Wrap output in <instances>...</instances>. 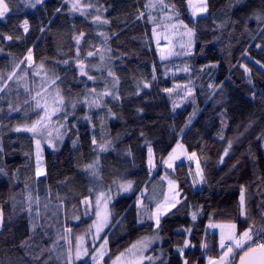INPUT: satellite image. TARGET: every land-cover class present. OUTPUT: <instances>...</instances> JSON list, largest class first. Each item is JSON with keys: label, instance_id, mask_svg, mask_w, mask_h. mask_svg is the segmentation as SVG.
Wrapping results in <instances>:
<instances>
[{"label": "trees", "instance_id": "1", "mask_svg": "<svg viewBox=\"0 0 264 264\" xmlns=\"http://www.w3.org/2000/svg\"><path fill=\"white\" fill-rule=\"evenodd\" d=\"M165 1L195 30L194 52L179 71L159 58L148 0H86L82 14L66 0L33 8L24 0H2L0 264H69L64 237L72 246L92 224L83 202L106 189L105 156L112 154L118 178L132 182L133 191L111 202L113 220L102 238L110 264L155 231L144 217L154 207L144 211L137 199L160 178L179 142L197 154L202 184L193 187L190 163L168 171L181 198L161 217L163 241L149 251L154 261L144 264L220 258L224 250L206 229L210 221L253 228V239L264 232V0H207V15L197 20L189 16L188 0ZM48 105L59 111L49 126L53 147L42 143L40 176L35 137L23 128ZM149 149L158 168L154 177ZM18 188L29 199L23 217L13 200ZM94 253L77 264H93Z\"/></svg>", "mask_w": 264, "mask_h": 264}, {"label": "rangeland", "instance_id": "2", "mask_svg": "<svg viewBox=\"0 0 264 264\" xmlns=\"http://www.w3.org/2000/svg\"><path fill=\"white\" fill-rule=\"evenodd\" d=\"M43 1L44 0H42V2ZM66 1L68 2L72 12L76 14H82L84 9H86L84 8L86 0ZM24 3L25 5H28L29 8H33L32 5L40 4L36 3V0H24ZM148 4L154 10L155 16L153 17L152 32L159 58L161 62H163L164 64H168L169 69L179 71L182 67L185 66L188 56H190L194 52L195 30L185 24V22L180 19L175 9L165 0H148ZM203 6L204 0H188L187 8L191 19L197 20L198 18L207 15V11L202 12L200 10ZM0 11H3L2 3H0ZM28 62H32V59H29ZM83 71L84 66L81 64V74L83 73ZM184 97H186V95H184ZM54 107V105L45 106L40 117L35 122L31 123L30 125H26L23 128L24 130L27 127H31L37 121H41V124L39 125L41 134L35 135L30 132L35 137L36 168L37 173L40 176L44 175L45 173L43 144L49 148L53 147V134L49 131V126L52 121V116L54 115ZM46 111L49 114L48 116H45ZM37 140H39V145H37ZM183 162H187L193 165V173L191 176L193 187L195 189L200 188L203 180V174L197 154L189 152L183 145V143L179 142L164 160L162 164L164 171L161 174L160 178L158 180H154L151 183L149 191H143L137 199V204L140 207H143L144 202V211L145 207H154L150 212H145L144 217L149 218L155 223V231L152 234L142 236L141 238L134 241L127 249L113 258L110 264H144L148 261H154L156 256L150 255L149 251L152 247L159 246L163 241L162 235L159 231L160 219L170 209L177 205L181 198V192L178 190V184L169 175L168 171H172L176 165ZM105 164L108 175V185L106 189H98L97 196L94 200L87 199L83 202V213L85 217H92V224L84 234L76 239L75 244L72 246H70L71 241L69 240V236L64 237L67 249L66 255L70 262L69 264H77V262L85 260L86 258H88L89 252L91 250L95 251L93 256H96L95 260H91L93 264H106L105 259L108 254V244L102 242V238L109 229L113 220L111 202L119 196L129 195L133 191L132 182H125L118 178L114 155L106 154ZM97 165L100 167V162ZM90 166L91 167L88 168L91 171V174H96L97 176L98 172L96 166ZM148 166L150 168L152 177H154L158 172V168L156 166L155 158L151 149H149ZM128 185L131 186L128 187ZM98 198L99 205H97ZM13 200L15 208L17 209V216L23 217L27 211L29 200L28 197H26V195L24 196V192L21 188H18L13 191ZM105 205H107V209H105ZM106 210L108 215L105 222ZM98 212L100 213L99 219L97 217ZM157 219H159L158 227L156 225ZM231 225H235L234 230L230 227ZM1 228L2 225H0V230ZM206 229L208 232L216 233L218 235L219 248L224 251L226 250L228 244L232 243L231 241L227 240V236L230 233L234 231L236 237L239 238L243 232L248 230L247 229L244 231H239L236 223L223 221H210L207 223ZM222 234L225 237V248L220 247ZM251 235L252 240L248 241L245 244L244 249L248 248L254 240L252 233ZM133 245H136V247L133 248ZM78 248L81 251L80 259H76V252ZM84 249H87L88 252V255L86 256L83 255ZM129 249H131V252L129 251ZM244 249L234 248L233 252L225 258L227 264H233L238 257V254ZM212 260L219 262L220 258L207 257L206 264H210V261Z\"/></svg>", "mask_w": 264, "mask_h": 264}, {"label": "snow or ice", "instance_id": "3", "mask_svg": "<svg viewBox=\"0 0 264 264\" xmlns=\"http://www.w3.org/2000/svg\"><path fill=\"white\" fill-rule=\"evenodd\" d=\"M0 3H2V0H0ZM36 3H42V0H36ZM33 7L35 5H32ZM202 12H206L207 11V0H204V6L200 9ZM7 11V5H3V11H0V16H3L4 12ZM97 20L100 19V17H96ZM186 27V26H185ZM24 31L27 32L28 31V27H27V21L24 22ZM8 39H11V37H8ZM89 55H92V53H89ZM29 59H31V52H29ZM257 63H259V61H257ZM261 67H264V65H261ZM250 71V70H249ZM86 74V73H84ZM110 75H112V73H109ZM89 79H91V77H89ZM147 87V85H145ZM166 91H171L170 89L166 90ZM60 103L62 104L63 101L62 99L60 100ZM37 106L39 107L40 105L37 104ZM56 111H59L58 108H53V114H55ZM48 112H45V116H48ZM50 118V117H49ZM41 124V121H37L35 124H33L31 127H27L24 130L32 132L35 135H40L41 131H40V127L39 125ZM20 128H17L16 131H20ZM95 143V140L93 141ZM37 145H39V140H37ZM103 147V146H102ZM229 147H231V145H229ZM194 155V154H193ZM225 155H227V150L225 151ZM222 162V161H221ZM91 167V166H89ZM131 185H128V187H130ZM127 190V189H125ZM240 201H241V208H242V214H243V205H244V195H243V191L241 192V197H240ZM97 205H99V198L97 199ZM174 206V205H173ZM105 209H107V205H105ZM107 210L105 213V222L107 219ZM97 217L99 219L100 217V213H97ZM196 218V214L193 213V219ZM0 225H2V213H0ZM156 225L157 227L159 226V219L156 220ZM219 227V226H216ZM233 230L235 229V225H231L230 226ZM253 232V228H249L247 231L243 232L241 234V236L239 238L236 237L234 231L232 233H230L227 236V240L231 241L232 243L228 244L226 250L222 253L219 262L212 260L210 261V264H227L226 261V257L229 256V254H231L233 252V249H244L245 248V244L248 241L252 240V235L251 233ZM82 239V238H81ZM107 243V241L105 240V244ZM188 244H185V247H187ZM206 246V245H205ZM136 245H133V248H135ZM220 247L221 248H225V237L223 236V234L221 235V241H220ZM249 247H251V245H249ZM264 247V246H262ZM180 251L181 254H183V248L178 249ZM129 251L131 252V249H129ZM247 251V249H245V252ZM83 255H88L87 249L83 250ZM81 258V251L79 250V248L77 249L76 252V259H80ZM93 260L96 259V256L92 257ZM119 259V258H118ZM184 264H187V261L184 262ZM241 264H243V257H241Z\"/></svg>", "mask_w": 264, "mask_h": 264}, {"label": "water", "instance_id": "4", "mask_svg": "<svg viewBox=\"0 0 264 264\" xmlns=\"http://www.w3.org/2000/svg\"><path fill=\"white\" fill-rule=\"evenodd\" d=\"M264 243L258 246L248 247L238 256L235 264H241V257H243V264H264Z\"/></svg>", "mask_w": 264, "mask_h": 264}, {"label": "built area", "instance_id": "5", "mask_svg": "<svg viewBox=\"0 0 264 264\" xmlns=\"http://www.w3.org/2000/svg\"><path fill=\"white\" fill-rule=\"evenodd\" d=\"M264 241V232L257 236L251 243V245H260Z\"/></svg>", "mask_w": 264, "mask_h": 264}, {"label": "crops", "instance_id": "6", "mask_svg": "<svg viewBox=\"0 0 264 264\" xmlns=\"http://www.w3.org/2000/svg\"><path fill=\"white\" fill-rule=\"evenodd\" d=\"M176 182V181H175ZM177 183V182H176Z\"/></svg>", "mask_w": 264, "mask_h": 264}]
</instances>
